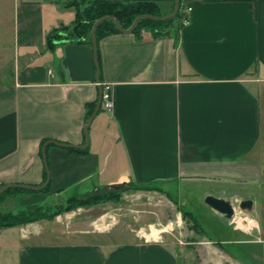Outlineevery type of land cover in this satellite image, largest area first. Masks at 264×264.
Here are the masks:
<instances>
[{"label": "crops", "instance_id": "0c3cea01", "mask_svg": "<svg viewBox=\"0 0 264 264\" xmlns=\"http://www.w3.org/2000/svg\"><path fill=\"white\" fill-rule=\"evenodd\" d=\"M68 1L0 0L14 54L11 77L0 84V185L42 184V140L84 144L98 83L110 85L114 107H100L91 120L86 152L46 146L47 191L12 192L1 206L51 205L66 190L84 197L150 183L161 191L128 193L179 202L170 185L198 187L204 198L230 199L234 215L204 202L218 223L203 234L188 227L197 239L187 255L169 237L173 222L110 226L100 214L77 217L66 232L46 224L63 213L0 229V264H264L257 253L226 248L264 244V0H183L188 22L168 36L142 30L97 39L98 68L91 42L66 38L46 47L51 29L73 23ZM119 1H153L162 13L174 4ZM245 199L250 210L238 207Z\"/></svg>", "mask_w": 264, "mask_h": 264}, {"label": "rangeland", "instance_id": "374dc122", "mask_svg": "<svg viewBox=\"0 0 264 264\" xmlns=\"http://www.w3.org/2000/svg\"><path fill=\"white\" fill-rule=\"evenodd\" d=\"M62 25V24H60ZM74 25L72 24L69 29H72ZM69 27V26H68ZM13 48L11 40V32L8 29L7 22L0 23V84H4L9 81L12 71L13 63ZM159 185V184H158ZM133 191V189L127 190H111L113 194H117L115 199H110L99 204L98 207H92L87 209V207H78L72 211L64 212L62 218L56 217L48 225H52L53 230H58L66 232V230H72L70 226L73 220H76L77 217L84 218L88 220L89 218H97L102 214V221L105 224L116 222H125L131 228H135L137 224H145L146 222H162L167 225L169 222L170 228L173 229L172 234L169 235L170 239L175 241H180L177 243L183 249V254L192 253L189 246H193L194 243L189 244L191 239H197L195 234H191L188 230L189 222L182 217V212L179 209H187L192 211L197 218L198 223L201 227L206 230V227L209 224H216L218 221L206 215L204 203V197L201 195L200 189L198 187H191L188 185L176 186L174 184L169 186V193L175 197L177 201H170L169 198L165 195L149 192L141 195H136L133 193H128V191ZM76 189L66 190L60 195L53 198L49 204L54 207L57 205H63L67 200L74 194ZM109 192V191H104ZM12 191L5 193V195L0 199V211H16V206L13 204L2 205L4 197L10 195ZM94 193V192H92ZM97 193V192H95ZM103 193V192H100ZM85 197V196H84ZM80 198V197H76ZM60 215V214H59ZM58 216V215H57ZM57 219V220H56ZM42 220V219H41ZM227 219L224 220V222ZM169 229V228H168ZM210 235V233H208ZM194 236V237H193ZM208 238V237H206ZM21 246H24L23 243ZM242 244H237L233 246H226V248H232L234 252L249 251L251 253H257L264 258V244H256L251 246H245L242 249ZM228 250V249H227ZM232 251V252H233ZM17 252V251H15ZM195 253V251H193ZM186 259H190L188 256ZM248 263L245 261V264H261V262ZM195 264V261L192 259L187 260L186 264Z\"/></svg>", "mask_w": 264, "mask_h": 264}, {"label": "trees", "instance_id": "16d2710c", "mask_svg": "<svg viewBox=\"0 0 264 264\" xmlns=\"http://www.w3.org/2000/svg\"><path fill=\"white\" fill-rule=\"evenodd\" d=\"M65 7H74L75 16L73 20V25L77 24L76 31L69 29L70 26L59 25L56 28L51 29L45 36V44L47 48H52L57 41L61 39H73L78 42H91V28L93 22L105 15L114 16L121 26L127 29L133 22L134 18L139 14H153V15H165L167 13H162L160 6L153 1H134V2H123L119 0H71L64 4ZM173 9V6L171 10ZM170 10V11H171ZM185 16V6L183 0H180L179 7L176 14L165 21H155L151 19H140L137 26L131 32L137 37H140L142 30L149 31L151 35L155 38L168 36L171 31H177L182 27V20ZM115 23L112 20H104L100 22L96 28V41L100 37L117 33ZM96 56L98 62V52L96 44ZM89 104L86 119L92 113L95 107V101ZM45 140L40 142L39 154L41 155V147ZM69 151L86 152L87 148H68ZM46 179V171L44 170V176L41 183ZM2 185H0L1 187ZM49 183L42 191H47ZM131 189L133 190H159L157 186L146 183V184H132ZM12 192H31L32 190H26L22 188L12 187L0 194V199L5 195V193ZM117 194L112 192H97L90 193L85 197H71L63 205L50 206L43 204H30L16 211H0V229L8 228L13 226L25 225L37 220L47 219L52 220L57 215L64 212H69L78 207H90L102 203L104 201L115 199ZM182 212V217L189 222V228L195 230V232L203 234L201 225L198 223L197 218L187 209H179Z\"/></svg>", "mask_w": 264, "mask_h": 264}, {"label": "water", "instance_id": "95a60500", "mask_svg": "<svg viewBox=\"0 0 264 264\" xmlns=\"http://www.w3.org/2000/svg\"><path fill=\"white\" fill-rule=\"evenodd\" d=\"M179 2L180 0H174V4H173V9L165 14V15H153V14H149V13H145V14H139L137 15L132 24L127 28H123L121 26V24L119 23V21L111 15H105L102 16L98 19H96L93 24H92V28H91V45H92V50H93V57H94V63L96 65V68H98V63H97V56H96V28L98 26V24L104 20H112L117 29L121 32H131L132 30H134V28L137 26L138 21L140 19H151V20H155V21H165L168 20L170 18H172L179 7ZM77 28V24L74 25L72 27L73 31H76ZM101 88H99L98 91V97L95 103V107L92 111V113L90 114V116L86 119V122L84 124V136H85V142L82 145H77V144H72V143H65V142H58V141H46L43 143L42 147H41V156H42V160L44 163V168L46 171V179L45 181L40 184V185H29V184H20V183H8L5 185H2L0 187V194H2L3 192H5L6 190H8L9 188L12 187H16V188H22V189H26V190H32V191H40L43 188H45L49 182V173H48V167H47V163H46V153H45V148L48 144L52 143L55 144L59 147H64V148H79V149H83L86 148L88 146V132H87V128L88 125L90 124L91 120L93 119V117L96 115L97 111L100 108V103H101ZM204 202L210 207L212 208L214 211H216L217 213L223 215L225 218L227 219H231L234 215V211L235 208L231 202L230 199H225L222 197H216L213 195H206L204 198ZM252 206V201L250 199H245L242 200L238 203V207L244 210H250Z\"/></svg>", "mask_w": 264, "mask_h": 264}, {"label": "built area", "instance_id": "2783aa9c", "mask_svg": "<svg viewBox=\"0 0 264 264\" xmlns=\"http://www.w3.org/2000/svg\"><path fill=\"white\" fill-rule=\"evenodd\" d=\"M190 9H191L190 6H186L185 16H184V19L182 20V25H185L188 22V12L190 11ZM98 84L100 85L101 90H102L100 107L103 110L111 113L114 107V99H113V95L110 89V85L107 83H98Z\"/></svg>", "mask_w": 264, "mask_h": 264}]
</instances>
